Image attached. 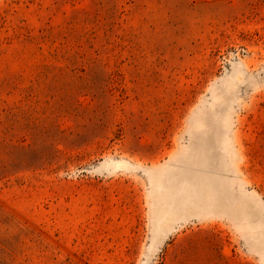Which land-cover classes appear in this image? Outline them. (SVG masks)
<instances>
[{
    "label": "rangeland",
    "instance_id": "1",
    "mask_svg": "<svg viewBox=\"0 0 264 264\" xmlns=\"http://www.w3.org/2000/svg\"><path fill=\"white\" fill-rule=\"evenodd\" d=\"M0 264H264V0H0Z\"/></svg>",
    "mask_w": 264,
    "mask_h": 264
}]
</instances>
